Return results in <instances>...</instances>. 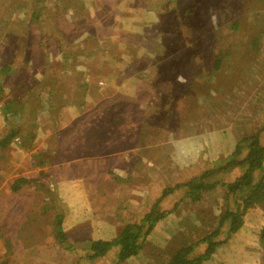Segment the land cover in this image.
Listing matches in <instances>:
<instances>
[{
  "label": "rangeland",
  "instance_id": "rangeland-1",
  "mask_svg": "<svg viewBox=\"0 0 264 264\" xmlns=\"http://www.w3.org/2000/svg\"><path fill=\"white\" fill-rule=\"evenodd\" d=\"M185 1L10 0L4 6L6 24L0 32V66L7 61L10 62V57L12 60L15 59L12 62L15 65L14 70L6 72L5 79L2 81V86L6 85L7 90L4 100L14 94H24V97L22 101L14 104V111L6 113V110L0 108V137L2 129L6 128L7 132L18 130L21 133L26 128L30 131L29 143L33 145L27 147L26 140L24 144L19 134L12 145L0 147V264L129 263L120 260L119 248L116 245H112L104 256H97L93 259L87 256L88 252L81 246H84L87 240L95 238L96 233H99L100 230H96L92 234L85 230L80 233L78 240L73 241L70 239H73L75 235L70 237L67 233V229L75 225L72 223L73 215H75L74 220L79 222L80 226L100 227L98 223L103 218L101 224L104 226V231H106L105 228L110 227L106 232L107 237L104 238L111 239L112 236L120 233L121 225L132 218H139L141 221L147 211L143 202L134 203L132 209L129 210L132 212L131 217L130 212L122 203H128V189L133 186L126 185L127 183L125 184L119 176L115 175L113 180L108 182L106 180L108 176L97 174V171H102V166L117 165L120 160L114 156L118 154V150L108 145L107 142L102 143L105 140L104 136L96 134L95 124L97 122L94 121L102 116L94 117L92 120L87 119L85 104L92 98L104 103L114 98L118 99L120 103L132 102L130 92H125L130 83V80L125 83V77L127 75L129 76L126 78L130 77L131 72L150 69L152 72L150 79L154 78L156 81L157 78H160L165 81V87H160L156 93L160 102L158 111H163L166 107L169 108L168 105H164L165 98L168 100L172 98L173 106L180 105L183 107V111L186 110L184 108L194 106L197 109L199 107L207 109V107H202L204 99L201 100V98L204 93L208 92V88L214 86L213 81L205 82L201 87L174 88L173 82L177 80L183 87L189 85L184 74L175 73L177 68L181 71L185 66L183 54H178L179 58L183 60L170 59L172 50L166 46L164 39L161 41L154 39H159V28L167 25L170 18L172 24L181 20L177 15V10L178 7L185 8ZM223 1L239 3V0ZM249 2L250 0L242 1L241 10L246 9L245 11L248 13L246 18L249 21L242 25L243 43L237 42L234 47V50L238 49L240 56L231 63H226L223 70L213 79L214 83L218 84L227 77L235 75L237 78L233 81L235 83L228 86L232 91L234 89L236 91L228 98L229 101L236 104H233L234 115L237 113L243 115L242 121L234 122V129L228 130L222 115V123L211 127L215 137L218 139L219 136L216 142H219L222 149L233 150V146L235 147L236 141L239 139L231 140L232 138L239 137L249 126H261V122L264 121V41L258 42L261 46L259 53L251 52L250 49L245 52L246 47L243 48V45L247 46L248 43H252L256 35L264 32V0H256L251 4ZM260 4L262 7H258ZM229 6L228 3L225 4V13ZM246 6L247 8H245ZM117 8H120L123 14L121 13L122 16L118 19H113L110 14L115 15ZM129 11L130 13L127 15ZM37 12V17L34 19L33 15ZM45 12L49 15L48 20H43L44 23L39 24L38 15ZM14 14L20 15L22 19L13 18ZM108 15L111 19L107 17ZM229 16L232 15L226 13L222 17L219 16L218 23L222 22V18L226 22ZM193 17L194 22L191 20L192 15L185 21L195 23L199 29L196 34L206 38V27L198 24L201 13H195ZM0 18L3 19V16ZM114 18L117 16L115 15ZM121 20L122 23H120ZM132 20L134 22L130 26ZM12 21L15 22L12 23ZM44 24L47 26L42 29ZM79 29L80 31H78ZM208 33L213 34L214 29L208 30ZM9 42L13 43V50H10ZM63 42H65V46L60 47ZM180 44H187V42L185 40L174 42V50H177ZM194 45L198 46L197 43ZM105 48L108 49L107 52H103ZM128 50L130 54L127 53ZM253 63L255 65H252ZM246 65H249V69H243ZM30 75L37 76L34 83L41 80L44 82L41 83L42 86L39 90L29 92L32 86L25 84L24 91L19 87L13 91L20 79L26 83ZM242 77L245 78L242 79ZM141 80L146 82L149 79L142 77ZM45 83L51 84L45 86ZM82 85L86 87L79 89ZM57 86L58 90L52 92L51 89L57 88ZM85 92L87 96H84ZM199 97L200 101H198ZM258 98L263 100L258 108L254 109L252 116L250 113L253 109L247 107L250 105L251 99ZM216 104L218 103L213 102V108H216ZM150 114L151 116L146 119L148 124L153 121V116L156 115V113ZM7 116L9 117L6 118ZM70 116L73 117L69 119ZM246 116L252 118L247 124L244 123ZM192 120L194 119L190 118L188 121ZM87 121L90 124L85 126ZM79 122L83 124L82 129H86L90 135L87 142L82 138V134H78ZM222 128H224V133L220 135ZM191 132L190 129H187L185 134L187 140L183 141V144H180L179 139V145L176 147L177 144H171L173 141H170L168 149H164V153H160L161 156L167 157L181 169L175 170L172 175L166 178L152 174L153 171L150 167L140 170L141 174L150 175L146 179L153 182V184L140 183L139 185V195L149 199L151 203L148 208L159 203L160 207L165 210L176 209L168 213L167 234L164 235L159 231L153 232L149 243L145 244L146 247L140 254L134 256V260L130 264H168L164 251L182 245V242L177 239L179 234H182L184 243L192 244L219 226V215L226 203V192L221 186L208 191L201 200L196 202L191 201L187 189H177L167 193L161 201H158L163 196L165 188L175 187L177 184L175 179L183 181L191 178L190 175L201 173L204 170L202 167L205 164L204 154L198 155V162L195 159L189 167L182 163L183 156L179 151L195 147L192 143L207 145L209 141L206 139L205 141L192 142L202 135L199 133L192 135ZM47 146L51 151L50 156L34 154L37 150ZM198 147L206 148L201 145ZM96 155H100L101 158H95ZM171 155L176 159L170 157ZM197 164L198 166L194 170ZM45 169L46 173H43ZM239 173L241 170L235 168L234 171H228L223 175L219 174L218 178L233 180ZM92 176L96 178L92 185L96 189L104 186L107 192L106 200L96 203L99 213L95 218L88 210L84 209L89 208L88 203L93 201L90 200L89 195L86 199ZM17 178H26L25 180H29V182L25 183L19 191L11 190V182L15 183ZM135 178L141 180L139 177ZM107 197L111 199L112 203H109ZM62 203H67L68 207H74L77 211L70 209L67 212L70 222H62L63 228L60 230L57 228V223L55 222L54 225L51 224V221L56 207ZM29 205L33 207L34 212L28 209ZM91 212L93 211L91 210ZM252 216L254 219L257 216L255 222L248 223L244 230L234 234L228 243L230 247L224 250L222 245L219 255H216L215 259L210 260L208 264H264L262 252L255 251L253 246L257 245L256 239H254L256 223L264 221V212H256ZM25 218L30 220L27 224ZM182 219H187V226L191 227L192 224L194 230L199 232L196 233V237L189 232L186 236L187 231H185ZM105 220L111 224H105ZM113 223L117 225L114 226ZM164 226L165 223L161 221L155 228L160 230ZM175 228L177 232L173 235L172 229ZM228 233L229 231L223 227L214 240L224 241L228 237ZM185 236L187 242L184 239ZM67 239L77 244L74 249H67V246L60 243ZM249 247H253V249L248 251ZM259 248L262 247L259 245ZM197 249L203 251L204 245L199 243Z\"/></svg>",
  "mask_w": 264,
  "mask_h": 264
},
{
  "label": "trees",
  "instance_id": "trees-1",
  "mask_svg": "<svg viewBox=\"0 0 264 264\" xmlns=\"http://www.w3.org/2000/svg\"><path fill=\"white\" fill-rule=\"evenodd\" d=\"M10 0H0V17L3 16V19L0 18V32L4 29L6 24V19L4 18L5 11L4 6ZM242 1L239 0V3L236 2H224L223 0H186L185 1V8L180 9L178 7L177 15L180 16L181 20L179 22H171V18L168 20L169 23L165 26L159 28V39L157 41L163 40L166 46H168L172 50V58H177L179 60H183L179 58V53L183 54L184 61L183 63L185 66L179 71V68L175 70L176 74L181 75L184 74L186 76L187 81H189L188 87H183L180 82L177 80L174 83V88L176 89H186V88H193V87H201L205 82H212L214 86L208 88V92L204 93L201 100H203L202 107H207V116L205 115L203 109L204 108H194L188 107L184 108L186 111H189L192 119L197 120L203 118L208 121L203 122V126L206 127V124L211 122L212 126L215 124H221V115L224 118V122L227 124L228 130L234 129V122L242 121L243 115H236L233 109V104L235 102L229 101V96L236 91L235 89L232 91L231 85L235 82L237 78L235 75H231L223 80L221 83H214V77L218 76L223 70V67L226 63H231L235 58L240 56L238 49L234 50L237 42H242V25L248 23L249 21L246 18L248 14L246 9H242L243 4ZM249 1V0H248ZM253 1L250 0L249 4ZM228 3L230 6L227 8L226 13H230L232 16H229L226 20L222 18V22L219 24L218 19L219 16L225 15V4ZM258 7H262V5H258ZM247 8V6L245 7ZM116 10V9H115ZM201 13V18L199 21V26L206 27L205 33L207 34L206 38H202L201 35L196 34L199 32L195 23H190L189 21H185L190 15H192L191 20L194 22L193 14ZM122 11L120 8H117L115 11V15L117 18H114L115 15L110 14L111 18L118 19L121 17ZM130 13L127 12V15ZM225 13V14H224ZM37 14H34L33 17L36 19ZM123 14V13H122ZM93 15V14H92ZM91 15V16H92ZM108 15L107 17L111 19ZM125 15V14H124ZM189 15V16H188ZM48 14L45 12L41 15H38V23L42 24L44 21L48 20ZM126 16V15H125ZM188 16V17H187ZM15 19H22L20 15H13ZM94 19V18H92ZM36 21V20H34ZM15 21H12L14 23ZM134 20L131 21L130 26L133 25ZM103 23V22H100ZM122 23V20L121 22ZM260 23V20H258ZM50 24V23H49ZM83 25V24H82ZM229 25V26H227ZM46 24L42 26V29H45ZM40 27V26H39ZM41 28V27H40ZM195 30H193V29ZM214 29L213 34H209L208 30ZM80 31V29L78 30ZM97 31H100L97 29ZM221 32V33H220ZM264 33V32H263ZM263 33H259L255 36V40L251 43H248L247 46L243 45V48L246 47L245 52L247 49H250L251 52L259 53L261 51V46L258 42H263ZM102 34V33H101ZM215 34V35H214ZM16 38V37H15ZM14 38V39H15ZM4 39V38H3ZM2 39V40H3ZM17 39V38H16ZM99 40V39H97ZM185 40L187 44H180L177 50H174L173 43L177 41ZM245 40V39H244ZM243 40V41H244ZM169 41V42H166ZM198 44L194 45V44ZM243 43V42H242ZM10 50H13L14 46L13 43L9 42ZM65 46V42L60 44V47ZM13 47V48H12ZM107 48V47H106ZM104 49L103 52H107L108 49ZM192 48V50H191ZM238 51V52H237ZM130 51L128 50V54ZM191 56V57H190ZM10 62H6L4 65L0 66V108L6 110V113L10 111H14V104L22 101L23 95H15L4 100V96L7 94L6 85L2 86V81L5 79L6 72L14 70L15 65L12 63L14 60L9 58ZM256 64V61H254ZM252 65H255V64ZM250 65V64H249ZM249 65L243 67V69H249ZM247 72V71H246ZM152 75V72H149V77ZM239 75V74H238ZM37 76L30 75L27 82L24 83L23 79H20L19 84L14 87L13 91L20 88V90L25 89L26 85H31L32 89L29 92L39 90L42 86L41 83H44L42 80L34 83ZM159 77V75H158ZM245 77H242V79ZM66 79V78H65ZM63 79V80H65ZM70 79V77H69ZM73 79V77H71ZM256 79V77H255ZM254 79V81H255ZM181 81V79H179ZM60 82V81H59ZM157 86L165 87V81L162 79H158ZM38 84H41L39 87L34 88ZM51 83H45V86L50 85ZM82 87H86L85 85L80 86L79 89ZM239 87V86H238ZM237 87V88H238ZM183 89V90H184ZM58 90V86L53 87L51 89L52 92ZM28 94V93H27ZM26 94V95H27ZM25 95V96H26ZM84 96H87V93H84ZM44 97V96H43ZM219 98V101H218ZM52 100V99H51ZM261 98L256 100L251 99L250 105L247 107L248 109H253L251 111V115H254V109L258 108V106L262 103ZM26 101V100H25ZM23 101V102H25ZM200 101V97L198 98ZM213 102H217L216 108H213ZM85 104V103H84ZM236 105V104H235ZM218 107V110H216ZM254 107V108H253ZM264 109V108H263ZM101 116L103 112H100ZM172 114L179 116L184 115V111L181 109L177 112H172ZM205 117H203V115ZM86 117V115H84ZM250 116V115H248ZM246 116L244 123L247 124L252 120L251 117ZM7 116L6 118H8ZM70 116L69 119H71ZM11 120V117L9 118ZM104 118H100L98 120L102 121ZM211 119V120H209ZM17 124V123H16ZM48 125V124H46ZM85 125V124H84ZM36 126V125H35ZM83 124L81 122L78 123L77 131L78 134H82V138L84 140L87 139L86 130L82 129ZM210 126V125H209ZM208 128V127H207ZM192 132V135H196L201 133L202 128L197 129L195 126H191L189 128ZM207 130V129H205ZM209 131V130H208ZM208 131L206 134H203L202 137L196 138L192 140V142H196L199 140L205 141L206 139L210 140L212 136H207ZM190 134V131L188 132ZM224 133V128L221 129L220 135ZM22 139V142L27 147L32 146L33 144L29 143L30 131L25 128L24 131L21 133L18 130L14 132H7V129L1 130V140H0V147L5 145H12L15 139L19 136ZM264 136V121L261 122V126H249L239 137H234L231 140H236L235 147L233 146V150L229 148L221 149V157L219 158V163L212 167H206L201 173L193 174L191 178H187L186 180L178 182L175 187L173 188H165V192L158 201H161L162 198L170 192H173L177 189H187L188 195L191 198V201L196 202L202 199V196L210 190L216 189L217 187H223L226 192L225 201L226 203L223 205V210L219 215V226L209 231L206 235L204 234L202 238L198 239V242L188 244L184 243L182 234L177 236V239L182 242V245L174 248L172 250H165V255L168 261V264H208L210 260H214L216 255H219V251L224 246V250L230 247L228 245L229 240L231 237L239 233L240 231L244 230L248 223H254L256 218L252 214L254 213H261L264 212V145H263V137ZM146 145V143H144ZM148 146V145H147ZM211 147L208 146L207 148L200 147L197 150V153L200 151L198 155L201 153H205L204 150L208 151ZM38 156L40 154L44 155L45 157L50 156L51 151L49 147H44L36 152ZM43 163V161H41ZM235 168H239L241 173L236 174V177L232 180H226L225 178L219 179L218 175L225 174L228 171H233ZM118 173L115 172V175ZM120 177V175H118ZM26 179V178H25ZM24 178H17L15 183L11 182V190L19 191L20 188L25 185V183L29 182V180H25ZM184 197V195H183ZM57 200L55 199V202ZM60 203V202H58ZM51 204V203H50ZM49 204V205H50ZM52 205V204H51ZM62 204L59 205V207ZM66 207H62L59 209L56 207L55 213L52 217V221L57 223V228L62 230V222H66V218L64 217V210ZM28 209L31 212H34L32 206H28ZM176 209V208H175ZM175 209L165 210L161 208L159 203H155L150 211L146 214V216L141 221H128L124 225H121V231L118 235L112 236L111 239L105 238H93L91 240H87L84 246H81L83 249L88 252L89 258H95L97 256H104L107 251L112 247V245H116L120 249V257L122 259H127L138 255L142 252V250L146 247L145 244L149 243L150 238L153 235V232H163L164 235L168 232V213L174 211ZM54 218V219H53ZM183 220V226L185 227L186 236L188 232L196 237V230H194V226L191 227L187 226V219ZM30 220L25 218V223L27 224ZM163 221L165 226L163 229L157 230L155 227L158 225L159 222ZM257 224L256 231L254 233V239H256L257 245L254 246V250L258 252H262L264 257V221H259ZM224 227L225 230L229 231L228 237L224 241H215L214 237H216L220 230ZM18 228V227H17ZM184 230V228H183ZM173 235L176 234L177 229H172ZM204 233V232H202ZM182 236V237H181ZM186 236L184 239L186 240ZM187 242V240H186ZM60 243L63 246H67V249H74L77 244L72 243L70 240H62ZM184 243V244H183ZM202 243L204 245L203 251L197 249V245ZM259 245L262 248H259ZM253 249V247L247 248L249 251ZM246 250V253H247ZM245 251V250H244ZM163 252V253H164ZM162 253V254H163ZM161 254V255H162ZM160 255V256H161ZM249 255V253H248ZM86 257V256H85ZM262 258V256H261Z\"/></svg>",
  "mask_w": 264,
  "mask_h": 264
},
{
  "label": "crops",
  "instance_id": "crops-1",
  "mask_svg": "<svg viewBox=\"0 0 264 264\" xmlns=\"http://www.w3.org/2000/svg\"><path fill=\"white\" fill-rule=\"evenodd\" d=\"M149 72L150 69L145 71L142 70L140 72L135 73L131 72L130 77L126 78L129 75L125 77V83L130 80L129 88L125 89V92H130V96H132V102L126 104L120 103L118 99L115 100L114 98L109 102L105 101L104 103L103 101H99L95 98H92V100L94 101H87L88 103L86 102L87 104H85V109L88 114L87 119L89 120H92V118L94 117L101 116L100 112H103L102 118L105 117V119H103L102 121L96 119L94 121L97 122L95 124V126L97 127L96 134L99 136H104L105 140H103L102 143L107 142L108 145H111L113 148H116L118 150V154L114 156L120 160L117 165L110 164L108 165V167L102 166V171H97V174H100L102 176H108L106 177V180L110 182V180H113L115 172L118 173L116 176L120 175V178L123 179V182L125 184L127 183L126 185L133 186V188L128 189V203L122 204L129 211L130 209H132L134 203L143 202L144 208L147 209L146 214L150 211L152 207L148 208V206L151 204L149 199L139 195V185L140 183L153 184V182H149L150 180L146 179V177H149L150 175H145V173L141 174L140 170L150 167L151 171H153L152 174H156L157 176H162L163 178H166L167 176L172 175L175 170L177 171L178 169H181V167L175 165L167 157L160 155V153H164V149H168L170 141H173L171 142V144L176 143V147H178L179 145V139L180 144H183V141L187 140L185 137L186 131L187 129L189 130L191 126H195L197 129L202 128L201 133H199L200 135L206 134V132L209 130L207 136L212 137L208 141L207 145L202 143H192V145L195 147H192L191 149L186 148L184 149V151H179V153L183 156L182 163L186 167H189L192 162L195 161V159L197 160L196 162H198L197 156L200 153V151L197 153V150L200 148L198 147V145L205 146L206 148L211 145L208 151L204 150L205 153H201L205 155V164L202 165L204 169H206V167L208 168L215 166L217 165V163H219V158L221 157L222 149V146L219 145V142H216L218 141L219 136L217 139L215 137V133L211 130V122H209V124L207 123L206 127L203 126V122L208 120H205L203 118L192 120L189 122L188 120H190V118L193 116H191L190 112L186 110H184V115L182 117L178 114H172V112H177L180 109L183 111V107H181L180 105L173 106L172 98H170L169 100L165 98L166 101L164 105H168L169 108L166 107V109L164 108L163 111L157 110L158 107H160V102L158 101V96L156 93L157 90H159V88L162 86H157L158 78L156 79V81H154V78H149ZM140 77H146L147 80L149 79L150 81L145 80L146 82H143ZM203 111L207 116V109L204 108ZM150 113H156V115H152L153 121L148 124L146 122V119L151 116ZM202 115L203 117H205L204 114ZM89 124L90 122L87 121L85 123V126H88ZM214 125L217 124L214 123ZM86 133L88 139L90 135L88 134L87 130ZM172 136H174V139H172ZM168 137H171V139H168ZM144 143H146V145ZM212 143L214 144L212 145ZM153 145L154 147H152ZM170 157L173 156L171 155ZM95 158H101V156L96 155ZM197 166L198 164L194 167V170H196ZM43 173H46V169L45 171H43ZM135 177H139L141 180ZM94 179L96 180V178L92 176L88 190L89 192L86 194V199H88L89 195L90 200L93 201H90L88 203L89 208L86 207L84 209L88 210V212H90L91 215L95 218L99 213L98 207H96V203H101V200H106L107 192L104 189V186H101L100 188L96 189L94 185H92V183L95 182ZM174 181L178 183L180 182V179H175ZM122 199H124V196H122ZM107 200L109 201V203H112L110 198L107 197ZM62 204L64 206H58L57 208L60 211L62 207H66L64 210V217L67 219L66 222H70L67 212H69L70 209L75 211L77 210L74 207H68L67 203ZM91 210L93 212H91ZM129 214L132 217V212H130ZM74 218L75 215H73L72 221V223L75 224L74 227L72 225L70 228L67 229V233L70 237H73V235H75V237L70 240H78L80 233L85 230L89 234L94 233V231L96 230H100L98 231L99 233H96L95 238L107 237L106 232L109 230L108 228L110 227L105 228L106 231H104V226L103 224H101V222L104 220L103 218L98 223L100 224V227L93 225L80 226V223L75 221ZM130 221L131 220H129V222ZM132 221H139V218H132ZM82 223L84 222L82 221ZM116 223H113V225L116 226ZM51 224L55 225V221H51ZM105 224L111 223L105 220ZM120 260L129 262L127 264H130V262H133L134 258L129 256V258L127 259H122L120 257ZM119 264L124 263L122 262Z\"/></svg>",
  "mask_w": 264,
  "mask_h": 264
}]
</instances>
